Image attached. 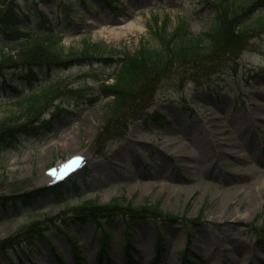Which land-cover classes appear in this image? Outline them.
Masks as SVG:
<instances>
[{
  "label": "rangeland",
  "instance_id": "374dc122",
  "mask_svg": "<svg viewBox=\"0 0 264 264\" xmlns=\"http://www.w3.org/2000/svg\"><path fill=\"white\" fill-rule=\"evenodd\" d=\"M112 4L110 8L103 0H87L72 20L56 14L53 5H39L36 13L52 17L51 27L62 34L65 46L78 47L85 35L130 51L142 39L151 40L146 21L152 13H168L171 20L181 16L193 33L206 30L213 13L202 0H113ZM139 19L145 24L140 33L123 34ZM100 28L120 30V38L109 37ZM220 63L219 73L201 86L186 81L180 87L177 74L161 78L147 108L160 117L127 121L125 137L107 141L104 148L95 141L104 124L107 98L89 105L70 95L55 102L56 113L43 115L49 124L30 123L16 140L0 147V195L10 197L37 188L44 169L63 157L79 150L92 157L86 166L89 174H77L80 187L65 188V201L44 194L31 205H0V238L34 219L51 237L49 243L41 237L30 241L34 231L21 232L12 240L17 244L0 249V264H10L9 255L13 264H264V37L255 38L238 58L225 56ZM114 68L95 62L56 69L48 76L41 73L32 88L61 77L69 87L96 94L100 79ZM19 89L30 90L23 83ZM0 99V115L15 108L8 93L0 91ZM68 136L77 144L64 148L60 143ZM197 148L202 151L190 158ZM101 150L104 156H99ZM87 198L100 204L114 199L121 204L130 201L132 206L156 203L161 212L184 214L186 219L202 210L203 218L197 225L188 220L189 231L181 220L161 219L155 224L147 217L106 218L110 236L103 252L93 225L73 223L65 209ZM54 217L59 225L71 224L74 244L54 227ZM125 222L130 225L126 233ZM75 244L80 257L71 251Z\"/></svg>",
  "mask_w": 264,
  "mask_h": 264
},
{
  "label": "trees",
  "instance_id": "16d2710c",
  "mask_svg": "<svg viewBox=\"0 0 264 264\" xmlns=\"http://www.w3.org/2000/svg\"><path fill=\"white\" fill-rule=\"evenodd\" d=\"M36 3H51L55 0H34ZM67 2L66 10L72 11L76 5L75 0ZM84 1V0H82ZM214 8L209 27L200 33H192L187 21L176 17L171 25L169 16L162 18L152 14L147 21L148 33L154 42L144 39L133 52L123 47L117 49L105 42H91L84 38L79 46H64L60 43V36L49 30L50 20L40 14V24L44 31H34L32 26H20L21 15L27 17L21 8L20 0H0V32L6 45L0 43V88H8L11 92H19L14 77L31 83L37 78L38 71L43 68L50 71L53 68H67L76 63L103 60L105 63L118 62V68L113 73L110 83H101L99 94L92 98L86 97L80 90L68 88L60 78L49 80L40 86L37 91L27 94L20 93L14 97L15 108H9L0 115V145L6 144L16 133L20 126L27 121L38 117L44 110L50 108L53 101L61 95H73L81 101L93 104L98 99L111 96L104 104L105 120L98 136L99 145L114 137H122L128 119L157 118V113H149L146 106L151 101L159 80L170 74H177L180 83L185 79L200 82L210 78L218 72L220 61L225 56L237 57L245 50L249 42L256 37L264 36V0H205ZM260 9V10H258ZM4 46L16 47L11 53L4 51ZM114 60L105 55H115ZM11 75V77H9ZM6 90V89H4ZM60 187L50 188L56 198L63 194ZM31 195L25 197L23 204H31ZM0 204L5 206L7 201L0 198ZM13 204L17 201L13 199ZM156 203L143 206H132V202L119 203L114 199L100 204L95 199H86L67 208L72 222H91L95 227L101 228L103 233L96 234V238L103 243L106 234L104 223L106 218H115L118 214L127 216H156L158 211ZM161 214V213H158ZM169 217L174 220L179 216L171 213ZM186 220L184 217H181ZM200 218V216L198 217ZM197 220H192L197 222ZM36 220L20 228L32 230L42 234V229ZM57 226V225H56ZM67 232V225L60 227ZM18 231V232H19ZM17 232V233H18ZM14 235L0 239V248L7 246ZM34 236V233L31 237ZM104 240H103V239ZM103 247V245H102ZM75 249V248H74Z\"/></svg>",
  "mask_w": 264,
  "mask_h": 264
},
{
  "label": "bare ground",
  "instance_id": "6f19581e",
  "mask_svg": "<svg viewBox=\"0 0 264 264\" xmlns=\"http://www.w3.org/2000/svg\"><path fill=\"white\" fill-rule=\"evenodd\" d=\"M102 33H107L109 37H112L114 39H117V38H120V30H113V29H109L108 31L107 30H104L103 28H100ZM144 29V22L141 21V19L139 20H136L134 23H131L129 24L127 27H126V30L124 31L123 29V34L125 32H127V30L130 32V34H128V36H131V35H137L138 33H140L142 30ZM114 34V36H113ZM122 34V33H121ZM128 36H125L124 38L126 39ZM70 139H73V138H69V136L66 138V140L64 142H59L60 145L64 148H67L69 147V145H76L77 142L75 141V139H73L74 141H70ZM202 151L201 148H197L193 151L190 152V158H191V154H199L200 152ZM203 168H207L206 166V163L203 165ZM95 170V169H94ZM44 180V179H43ZM46 181V180H44Z\"/></svg>",
  "mask_w": 264,
  "mask_h": 264
}]
</instances>
